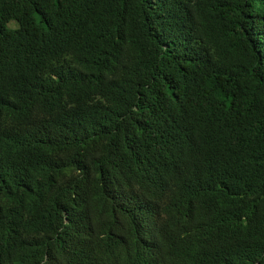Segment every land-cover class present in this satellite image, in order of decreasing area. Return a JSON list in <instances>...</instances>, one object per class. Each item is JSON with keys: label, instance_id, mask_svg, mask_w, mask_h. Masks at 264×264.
<instances>
[{"label": "trees", "instance_id": "trees-1", "mask_svg": "<svg viewBox=\"0 0 264 264\" xmlns=\"http://www.w3.org/2000/svg\"><path fill=\"white\" fill-rule=\"evenodd\" d=\"M0 264H264V0H0Z\"/></svg>", "mask_w": 264, "mask_h": 264}]
</instances>
